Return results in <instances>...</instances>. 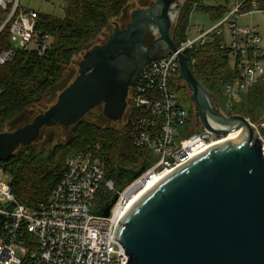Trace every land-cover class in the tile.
I'll list each match as a JSON object with an SVG mask.
<instances>
[{"label": "water", "instance_id": "water-1", "mask_svg": "<svg viewBox=\"0 0 264 264\" xmlns=\"http://www.w3.org/2000/svg\"><path fill=\"white\" fill-rule=\"evenodd\" d=\"M177 1L155 0L131 12L127 6L120 21H130L124 27L109 24L105 42L85 46L78 75L68 83L71 72L51 87L50 103L59 93L46 111L23 127L0 131V160L7 162L19 147L33 144L44 127L73 129L100 105L106 118L121 120L130 87L144 68L176 51L180 77L203 127L217 135L245 130L166 174L124 214L114 239L129 256L126 264H264V141L249 118L215 108L216 97L177 50L172 33ZM56 133L50 131L43 144L52 143ZM147 168L145 163L137 171H121L130 183ZM118 197L97 213L109 216Z\"/></svg>", "mask_w": 264, "mask_h": 264}, {"label": "built area", "instance_id": "built-area-1", "mask_svg": "<svg viewBox=\"0 0 264 264\" xmlns=\"http://www.w3.org/2000/svg\"><path fill=\"white\" fill-rule=\"evenodd\" d=\"M185 1L176 3L175 23ZM226 1L232 6H227L228 10L220 20L196 36H190L191 19L198 9L196 2L189 17L186 38L176 45L179 53L185 55L207 49L216 37L225 33L223 25L227 23L230 37L228 41L220 39V47L231 51V59L237 64L239 74L224 86L223 93L238 100L252 84L264 77L261 31L256 25H245L241 18L263 10L255 0ZM0 8L8 11L0 33L9 28L8 43H0V65L12 61L18 50L43 55L51 47V34L38 29L37 10L22 6L20 0H0ZM192 63H195L194 58ZM177 72H181L180 56L176 51H168L147 65L138 81L130 87L126 111L128 115L132 110L139 113L130 136L137 147L154 151L158 158L140 177L116 190L119 197L109 216L97 213L102 207L92 209L106 179V168L94 154L70 156L49 201L35 211L17 201L11 187L12 177L9 182L4 180V176L10 174L7 162L0 160V214L3 215L0 218V264L127 263L129 256L123 245L114 239V233L153 174H168L229 136L217 135L203 128L201 132L189 131L186 137L178 139V129L187 126L190 113L179 105L176 94L169 88V80ZM2 95L0 86V102ZM233 110L234 106L230 104V112L225 114L233 113ZM254 125L264 141V132L260 130V127L264 129V121ZM105 188L115 190L116 184L108 180ZM12 202L17 205L9 210Z\"/></svg>", "mask_w": 264, "mask_h": 264}, {"label": "trees", "instance_id": "trees-1", "mask_svg": "<svg viewBox=\"0 0 264 264\" xmlns=\"http://www.w3.org/2000/svg\"><path fill=\"white\" fill-rule=\"evenodd\" d=\"M66 1L67 6L62 17L39 12L38 29L53 37L51 47L43 55L35 51L18 50L12 61L0 65V86L3 88L0 127L40 103L49 89L65 78L74 57L103 34L109 24L116 22L115 19L121 18L130 2ZM255 1L264 11V0ZM196 2L198 8L209 14L214 22L220 20L228 10V7L222 4L213 6L206 4L205 0H186L173 29L177 44L186 38L190 7ZM7 16L8 11L0 8V26ZM8 39L9 28L6 27L0 33V43H8ZM220 42V38L216 37L207 49L186 53L196 77L216 96L222 95L224 86L239 74L237 64L231 59V51L222 49ZM192 58L195 63H192ZM239 103L236 112L235 108L233 110L234 114L244 115L254 124L260 125L264 121V77L241 94ZM189 113L191 114V111ZM137 115V111H130L126 127L120 131L97 128L89 132L76 128L73 139L54 150L25 146L6 163L17 201L33 211L46 204L65 172L67 159L78 153L94 154L106 168V179L115 182L112 179L115 175L121 187L126 186L129 176L121 169L137 171L145 163L148 168L153 163L149 149L137 147L130 136ZM97 144L100 145L99 148ZM70 152L73 154L69 155Z\"/></svg>", "mask_w": 264, "mask_h": 264}, {"label": "rangeland", "instance_id": "rangeland-1", "mask_svg": "<svg viewBox=\"0 0 264 264\" xmlns=\"http://www.w3.org/2000/svg\"><path fill=\"white\" fill-rule=\"evenodd\" d=\"M21 5L25 6L30 9H35L38 12L44 13V14H49V15H55L58 17H62L65 13V9L67 6V1L66 0H20ZM155 0H130L129 6H130V11L142 7H149L151 6ZM198 3V2H197ZM201 3V2H199ZM206 4L217 6V5H225L228 7L232 6V3L227 4L226 0H205ZM193 4L190 7V11H192ZM191 14V13H190ZM115 21L119 22L121 27L126 26V24L130 21V19H126L124 21H120V18L115 19ZM242 23L245 25L247 24H253L256 25L259 30L261 31V36L263 38V43H264V11H259V12H254L253 14H250L248 16H243L241 18ZM113 23V22H112ZM214 21L211 20L209 14L205 13L203 10L200 8L196 9L194 11L193 17L191 19V24H190V36H196L200 31L203 29H206L213 25ZM189 26V23H188ZM225 33L221 36H219L220 39H225L229 40V28L228 24L223 25ZM174 29V28H173ZM173 33V31H172ZM111 34V30L105 29L103 34H100V36L93 41L94 44L96 43H103L107 40L108 36ZM52 42H53V37H52ZM85 54V50H83L81 53L76 55L65 75V77L73 72V76L69 80L68 83L72 82L73 79L78 75L79 71V64L81 63L83 56ZM169 88L172 92H174L177 96V101L180 106L186 108L188 111H191L190 114V121L188 122L186 127H180L177 132V137L179 140L183 139L189 134V131H199L201 132L203 130V124L201 123L198 111L196 109V104L192 101L191 99V91L189 90L187 83L185 80H183L180 77V72H177L176 74L173 75V78L169 80ZM48 94L43 98V100L36 104L33 108H29L26 110L25 113L20 115L14 120H11L7 122L5 125L0 127V131H13L17 128L23 127L27 123L32 122L35 117L46 111L50 105L55 102L57 99V94L53 98L52 102H49L50 96H51V88L47 92ZM216 99L214 100L215 103V108L218 106L221 108V111L224 113H228L229 111V106L232 104L236 109L239 107V99H230L228 95L222 94V95H214ZM241 97V96H240ZM97 109L100 110V115L99 116H90L88 120L83 119L80 121L73 129L71 128H65L61 126H55V127H44L41 131V134L39 138L34 141L31 146L36 147L38 149H42L43 147H47L48 150H54L56 147L58 148L59 145H65L69 141L73 139L75 136V130L76 128L82 130V131H95L98 129H111L112 131H120L124 130L126 127L127 119H128V112L126 111L124 113V116L121 120H109L103 115V105H100L97 107ZM89 116V114H88ZM259 125V124H256ZM56 130V137L52 143H48L47 145H44L43 142L47 138V135L50 131ZM261 132H264V129L260 127ZM264 137V134H262ZM99 144H97V148H99ZM25 146L19 147L14 155L18 154L21 150H23ZM151 156V159H153L154 164L156 162V159L158 158V155L152 151L148 150ZM73 153L70 152L69 155H72ZM13 155V156H14ZM112 178V177H111ZM11 179L10 174H6L4 176V180L6 182H9ZM116 182V189L115 190H107L105 191V184L108 179H105L104 182L101 184L100 190H101V196L99 195L97 201L93 204L92 209L97 210L101 207H103L107 200L109 198H113V196L116 194V190L120 189L121 183L116 181L115 175L112 178ZM18 254H20L18 252Z\"/></svg>", "mask_w": 264, "mask_h": 264}, {"label": "bare ground", "instance_id": "bare-ground-1", "mask_svg": "<svg viewBox=\"0 0 264 264\" xmlns=\"http://www.w3.org/2000/svg\"><path fill=\"white\" fill-rule=\"evenodd\" d=\"M245 128H241L239 130L233 131L231 133H229L228 139L233 138L239 134H241L242 132H244ZM166 175V173L161 174V173H155L153 174L152 178L149 181L148 186L146 187V189L141 193V195H139V198L146 192L148 191L153 185H155L159 180H161L164 176Z\"/></svg>", "mask_w": 264, "mask_h": 264}, {"label": "flooded vegetation", "instance_id": "flooded-vegetation-1", "mask_svg": "<svg viewBox=\"0 0 264 264\" xmlns=\"http://www.w3.org/2000/svg\"><path fill=\"white\" fill-rule=\"evenodd\" d=\"M100 113H101L100 110L96 108L95 110H93L92 112L89 113L88 119H89L90 116H94V115L99 116Z\"/></svg>", "mask_w": 264, "mask_h": 264}]
</instances>
